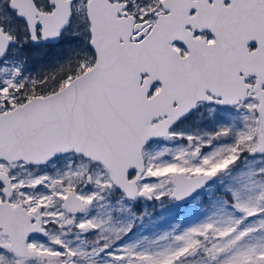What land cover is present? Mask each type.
Instances as JSON below:
<instances>
[{
	"label": "snow or ice",
	"instance_id": "1",
	"mask_svg": "<svg viewBox=\"0 0 264 264\" xmlns=\"http://www.w3.org/2000/svg\"><path fill=\"white\" fill-rule=\"evenodd\" d=\"M0 264H264V0H0Z\"/></svg>",
	"mask_w": 264,
	"mask_h": 264
},
{
	"label": "rangeland",
	"instance_id": "2",
	"mask_svg": "<svg viewBox=\"0 0 264 264\" xmlns=\"http://www.w3.org/2000/svg\"><path fill=\"white\" fill-rule=\"evenodd\" d=\"M147 211L153 213L154 216L159 217V215L164 211L161 208L159 202H150L146 205ZM175 221H173L174 223Z\"/></svg>",
	"mask_w": 264,
	"mask_h": 264
}]
</instances>
